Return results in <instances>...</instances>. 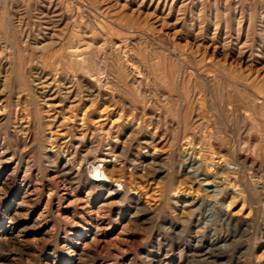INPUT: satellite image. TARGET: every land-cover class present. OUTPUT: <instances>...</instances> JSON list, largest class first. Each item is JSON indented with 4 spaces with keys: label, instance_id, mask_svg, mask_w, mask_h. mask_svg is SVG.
Returning a JSON list of instances; mask_svg holds the SVG:
<instances>
[{
    "label": "rangeland",
    "instance_id": "374dc122",
    "mask_svg": "<svg viewBox=\"0 0 264 264\" xmlns=\"http://www.w3.org/2000/svg\"><path fill=\"white\" fill-rule=\"evenodd\" d=\"M263 205L264 0H0V264H264Z\"/></svg>",
    "mask_w": 264,
    "mask_h": 264
},
{
    "label": "bare ground",
    "instance_id": "6f19581e",
    "mask_svg": "<svg viewBox=\"0 0 264 264\" xmlns=\"http://www.w3.org/2000/svg\"><path fill=\"white\" fill-rule=\"evenodd\" d=\"M219 161H221V159L219 158ZM223 162V161H222ZM93 172H94V176L95 177H98V178H103V180L105 179V178H108L107 176H106V174H105V172L101 169V168H97V167H95L94 169H93ZM208 185H210V183H208ZM218 190H220V191H223V189L221 188H219ZM230 206H231V202L230 203H226V205H225V208L228 210V209H230ZM263 208H264V205H263Z\"/></svg>",
    "mask_w": 264,
    "mask_h": 264
},
{
    "label": "built area",
    "instance_id": "2783aa9c",
    "mask_svg": "<svg viewBox=\"0 0 264 264\" xmlns=\"http://www.w3.org/2000/svg\"><path fill=\"white\" fill-rule=\"evenodd\" d=\"M228 170L231 171V172H234L237 170L236 166H234L233 164L229 165L228 166Z\"/></svg>",
    "mask_w": 264,
    "mask_h": 264
}]
</instances>
